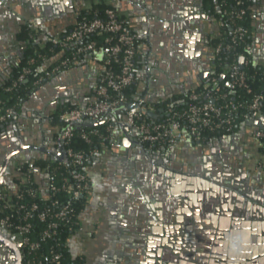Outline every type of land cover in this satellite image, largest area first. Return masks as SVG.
<instances>
[{
    "label": "crops",
    "instance_id": "crops-1",
    "mask_svg": "<svg viewBox=\"0 0 264 264\" xmlns=\"http://www.w3.org/2000/svg\"><path fill=\"white\" fill-rule=\"evenodd\" d=\"M37 1L0 0V89L5 86L15 69L23 62L31 30L37 36V43L43 44L49 41L51 37L60 36L71 30L77 24L79 14L88 5H93L98 0H85L79 6V10L72 11L69 8L68 12L57 16L53 14L48 16V12L43 7H40L42 9L36 8L34 4ZM250 1L249 6L252 10L250 53L252 60L264 67V0ZM116 3L122 16L137 36L138 63L135 102L141 104L146 102L149 110L161 118L163 113L160 112V109H164V114H166L167 107H171L173 103L170 99L182 103L185 95L205 91L207 85L214 78H217L215 39L220 30L219 18L217 17L218 0H116ZM33 13L37 16H33ZM23 16H27L28 20H24ZM39 17L42 18L40 23L37 21ZM21 21H26V23L22 24ZM54 60H47L45 67H48ZM247 62L248 60L245 58L244 66ZM87 64L91 70L84 78H88L90 81L95 80L96 85L93 88L97 89L104 74V65L96 59H87ZM85 65V60H83L74 63L71 68L84 67ZM223 80L225 84L228 82V78L222 74L221 81ZM66 85L71 84L67 81ZM95 95L96 93L94 96L87 94L90 97L89 101L95 99ZM25 102L20 110L15 112L21 120L15 124L12 118L9 119L4 124L6 132L3 130L1 133L5 137H24L28 141L46 148L50 153L48 157L62 153L64 147L62 127L54 121V115L45 116L47 104L42 98L30 101L26 107ZM163 103H167V107L162 106ZM124 117V113H115L114 119L110 118L105 121L113 140L109 144H102L100 154L88 168L93 182V201L82 213L86 231L77 233L70 246L72 255L83 256L86 264H121L116 259L114 261L105 260L103 257L110 248V241L114 237L111 232L112 228L119 227L118 223L127 222L129 224L132 216L128 214V211L134 207H132L133 203L129 201L130 197L122 203L119 200L121 197H116L114 191L116 186L122 184V178L125 174L134 171V166L137 163H144L143 159L134 151V147L123 146L122 142L125 139L130 140L132 144L135 143V140L140 141L139 134L135 130H124ZM249 120L255 121L256 119L252 117ZM235 133L241 134L237 144L238 147L243 148L244 157H248L244 159L248 160L250 164H254L261 155L260 140L256 133L259 135L264 133V130L257 125L246 122V125L241 124ZM230 134L232 133L221 137ZM188 140L192 139L182 140L175 147L173 152L175 153V162L183 163L186 161L185 156L189 155L188 153L196 154L199 151L195 152L187 143ZM229 146L234 147L233 144H229ZM114 147L116 148L115 151ZM33 152L29 162L34 167L40 188L42 191H46L48 181L47 173L42 172L43 163L61 161L38 159L35 154L36 150ZM123 161L126 162V165L123 164ZM145 164H150V162ZM187 164L191 166L192 162H187ZM153 165L159 168L165 167L159 163ZM212 172L213 168L210 170V173ZM12 177L14 182L8 187L14 188L15 175ZM170 206L175 208L176 215L175 211L171 212L176 219L175 221L180 218H187L188 214L183 212L185 207L182 203L179 202L178 204L177 202L175 206L172 204ZM143 207V210L148 214L147 205L143 204ZM190 212L194 219L192 208H190ZM176 224L178 223L176 222ZM193 225H195V221H193ZM161 232L163 235L159 237L165 238L163 227H161ZM171 232L169 238L179 234ZM127 234L129 238L133 236L132 232H128V230ZM143 235L150 237L153 236V233H143ZM122 238L126 242L129 241L124 236ZM140 238L143 239L142 236ZM161 244L162 242L160 247L163 249L165 258L174 259V256L178 254L175 253L176 250L174 248H169V250L167 248L166 250ZM132 247L135 249L134 253L137 252L142 255L152 251L149 240H144L142 245H138V247L133 244ZM155 247L157 248L156 245ZM210 250L207 264H211L212 260L213 248ZM225 252L229 253L227 250ZM132 262L133 260L130 258L125 264ZM163 262L168 263V261Z\"/></svg>",
    "mask_w": 264,
    "mask_h": 264
},
{
    "label": "water",
    "instance_id": "water-1",
    "mask_svg": "<svg viewBox=\"0 0 264 264\" xmlns=\"http://www.w3.org/2000/svg\"><path fill=\"white\" fill-rule=\"evenodd\" d=\"M84 2L85 0H38L34 6L38 9L43 7L48 12V16L50 14L57 16L68 12L69 8L72 11L79 10V6ZM218 9L220 10V8ZM33 14V16H37V14ZM23 18L28 20L27 16H23ZM41 20V17L37 18L39 23ZM21 23L24 24L26 21H21ZM87 59H85L84 67L66 69L34 91L28 102H25V107L30 101L42 98L47 104L45 116L49 117L57 112L59 105H65V103L70 102L81 107L87 105L90 98L87 94L94 96L97 91L96 88H93L96 85L95 80L90 81V79L84 78L91 70ZM244 61L245 56L241 55L239 62L242 69ZM67 81L71 85H66ZM227 86L230 87V83ZM142 111L154 119L159 118L149 110L146 102L142 104ZM160 112L163 113L161 115L163 117L164 109H160ZM119 113H124V110L118 111L116 114ZM9 118H12L15 124L21 120L16 113ZM110 118L114 119L115 114L107 115L98 122L103 123ZM253 119L256 120H247L242 124L245 126L246 122H249L264 130V114L257 113ZM126 120L125 116L123 119L124 130H134L126 124ZM84 122L91 125L98 124L92 120ZM3 130L6 132L4 124L0 130V153H8V165L12 173L16 171L18 163H30L33 150H36L35 154L38 159L60 160L68 163L64 147H61L62 153L48 157L50 153L46 148L28 141L24 137H5L1 133ZM256 136L264 137V133L259 135L256 133ZM240 137V133H232L213 139L208 143L188 140L187 143L195 152L201 149L206 151L205 163H201L199 166L193 163L189 166L186 161L177 163L175 162V153L169 152L163 155L161 151L149 148L138 140H135L133 144L128 139L122 142L123 146L134 147V151L143 159L144 163L137 164L136 168L134 166V173L137 170L141 171V178L146 179L135 188L134 194L129 198L134 208L128 211V214L132 216L131 222L128 224V232L131 231L133 236L129 238L128 234L124 235V238L129 240L128 246H130L124 255L127 260L130 258L133 260L131 264H167L163 261H168V264H207L210 248H213L211 264H264V199L260 195L258 196V192L255 190L258 187H264V180H261V176L264 178V170H256L255 163L250 164L246 160L248 157H244L243 148L238 147L237 144ZM7 140L9 143L4 142ZM222 144L226 145L227 149L224 153L219 152ZM229 144H233L234 147H228ZM113 149L116 150L115 147ZM217 151L218 153H216ZM211 153L217 155L208 156ZM146 162H150L148 164L150 171H145ZM157 163L165 166L159 168L158 182L154 181L157 177L152 174V170L154 173L158 170L153 165ZM212 168L213 172L210 173ZM42 172L46 173V170L43 169ZM194 173L198 176H194ZM164 176L168 179L164 180ZM47 177H49L48 174ZM151 178L152 182L147 181ZM13 182V177L7 175L1 179L0 187L10 186ZM177 202L183 204L185 207L183 212L188 216L175 221L176 219L171 215L175 208L170 205L175 206ZM143 204L147 205L148 214L143 210ZM190 208L194 210V219L191 217ZM174 213L176 215V211ZM193 221H195V225H193ZM161 227L165 229V238H160L163 235ZM170 231L179 234L169 238ZM149 232L153 233V236L143 235V233ZM144 240H149L152 251L144 253V255L134 253L135 249L132 245L138 247ZM0 241L8 247L9 245L15 247L22 256V244L17 242L9 229L1 225ZM161 242L166 250L167 248L176 250L175 253L178 254L175 255L176 257L174 256V259L165 258L163 249L160 247ZM228 247H230V251L227 254L225 250ZM21 259L19 264H23V256ZM121 264H125V262Z\"/></svg>",
    "mask_w": 264,
    "mask_h": 264
},
{
    "label": "built area",
    "instance_id": "built-area-1",
    "mask_svg": "<svg viewBox=\"0 0 264 264\" xmlns=\"http://www.w3.org/2000/svg\"><path fill=\"white\" fill-rule=\"evenodd\" d=\"M102 1L106 5L102 14L95 10L94 18L78 21L64 38L56 36L49 39L52 43L63 48L69 49L73 45L75 50L71 57L59 61L52 70H46L45 75L41 77L42 80L47 81L48 78H54V74L57 73L58 75L66 70L65 68L71 64L85 60L97 45V41H86V39L102 33L107 34L103 42L107 45L104 52L110 58L103 63L104 74L96 91L99 100L89 101L83 107L69 109L60 116L64 148L68 158L67 164L73 167L70 176L63 178L64 185L61 187L55 185L50 180L51 165H44V169L49 175L46 191H42L37 178H34V183L38 185L44 198H48L54 192L64 190L68 194L69 200L63 203L55 199L49 207L43 209L36 202L31 204L22 202L25 197L22 189H27L28 195L33 198L38 193L29 189L33 180L34 167L30 165L31 168L24 170L21 163H18L16 167L14 188L8 186L0 188V215L4 214V216H0V225L9 229L17 242L22 244L23 264H65L62 253L57 250L55 245L41 251L40 256H36L37 251L42 249L40 240L59 239L62 236L65 238V245L71 252L70 246L73 237L77 233L86 231L82 213L93 201V182L88 171L89 167H86L84 171L76 170L74 167L89 161L90 157L95 160L101 150L92 151L88 155L71 145L78 123L85 120L98 121L107 115L124 110L127 118L126 124L139 134L142 143L150 148L157 147V144H166L170 149H173L185 139L204 142L206 131L226 130L230 132L238 118L247 121L257 113L264 114L263 94H255L246 105L237 103L234 100H228L226 94L218 95L222 86L218 84L217 78H214L207 85L205 91H202L206 94L205 100L200 101L199 93H192L189 95L190 105L183 113L175 112L172 114L168 110L164 120H154L153 122L144 120L142 118V104L130 101L125 92V89L136 81L137 36L126 20L121 17L122 14L116 1L98 0L96 3ZM237 4L240 8L231 13L232 23L235 24L231 44L224 48L228 52L234 51V60L231 64L228 82L225 84L227 86L230 83V87H227L232 90L233 94L236 88H245L248 92L252 91L246 83V74L240 67L239 57L241 55L235 51L249 33L247 27L237 23L238 20L244 19L248 6H245L244 0H237ZM92 6L88 5L84 10H89ZM219 24L221 28L224 22L219 19ZM222 50V44H216V58ZM113 63L114 65L118 64L119 67L116 68ZM30 72L29 69L25 70L23 74L18 76L13 86L23 82ZM1 103L0 100V105ZM14 113L13 107H7L4 113L0 114V129L2 123ZM94 132L84 131L82 138L91 142L89 136ZM255 168L264 170V152H261V155L256 159ZM81 200L83 201L81 202ZM79 204H83L81 210L78 208ZM52 206H56V208L53 209ZM35 220H40L45 224L44 228L37 232L38 234L33 229V221ZM56 244L58 246L59 242Z\"/></svg>",
    "mask_w": 264,
    "mask_h": 264
},
{
    "label": "trees",
    "instance_id": "trees-1",
    "mask_svg": "<svg viewBox=\"0 0 264 264\" xmlns=\"http://www.w3.org/2000/svg\"><path fill=\"white\" fill-rule=\"evenodd\" d=\"M245 6L247 8V14L245 15L244 19L238 20L237 23L244 25L248 28L249 33L245 37V39L241 42L240 46L237 47L235 51L240 53V55L245 56V58L248 60L246 65L243 69H241L246 74V83L251 87V92H248L245 90V88H236L235 93L233 94L231 89L225 85V81H221V75L223 74L225 78H229L230 70H231V64L234 60V51L228 52L224 48L231 44V39L233 37L234 27L235 24L232 23V17L231 13L235 11V9H239L240 6L237 4V0H218V5L220 10L217 12V17L224 22V25L220 28L218 36L215 39V45L220 43L223 46V50L218 54L216 58V77L217 81H219V84L222 86L221 92H219L218 95L226 94L228 100H234L237 103H243L246 105L248 102H250L255 94H263L264 95V67L260 64L255 63L252 60V56L250 53V43H251V14L252 10L250 9V0H244ZM106 5L104 2H99L96 4H93L92 8L89 10H83L79 16L78 21L83 20H89L94 18L95 14L94 11L96 10L100 14L104 12ZM123 19H125L123 16H121ZM126 20V19H125ZM127 22V20H126ZM128 23V22H127ZM31 36H29V42L26 46V52L25 57L23 59V62L15 69L13 75L9 78L8 82L5 84L4 87L0 89V100L2 101L0 105V114L4 113L5 109L7 107H13L15 112H18L23 105V103L28 100L30 95L42 87L47 81L51 80L52 78H48L47 81H44L41 79L46 73V70H52L53 67H55L59 61L66 57H71L73 55V52L75 50V47L72 45L69 49L63 48L60 45L54 44L51 41H46L43 44L37 43V36L34 35V31H30ZM70 30L66 31L65 33L61 34L60 37L64 38L67 34H69ZM107 36L106 33H102L100 35L91 36L86 41H97V45L94 51H92L88 57V59H96L104 63L107 59L110 58V56L104 52L107 45L104 42V38ZM137 38H136V47H137V58H138V46H137ZM55 59L53 63L48 65V67H45L46 61ZM138 63V60H137ZM136 63V68H137ZM114 65V63H113ZM73 64H71L69 67H64L65 69H68L72 67ZM116 68L119 67L118 64L114 65ZM63 68V69H64ZM29 69L31 72L26 75V78L23 82L17 84L16 86H13V83L16 81L19 75L23 74L25 70ZM136 74V70H135ZM53 76H57V73ZM221 81V82H220ZM126 95L129 98L130 101H134V94H135V83L131 84L125 89ZM200 94V101H203L206 99V94L202 92H197ZM190 95V94H189ZM189 95H185L183 98L184 101L182 103L177 102L176 100L173 101L171 107H167V103H163L162 106H166L168 108V112L173 113H183L190 105L189 101ZM99 100L97 94L95 95V99L91 101H97ZM169 100V101H170ZM80 107V105H75L72 103H65V105H59L57 112L54 114L53 119L55 122L59 123L61 125L60 116L65 111ZM167 116H163L158 119H154L150 117L146 113H142V118L146 121L153 122L155 121H161L164 120ZM9 117L4 121L2 124H6L9 121ZM99 121V120H98ZM96 121V122H98ZM245 120L243 118H238L235 122L232 130L226 131V130H218V131H206L205 132V139L203 140L204 143H208L209 141L221 138V136L227 134V133H235L238 131L239 127ZM107 123H100L91 125L86 122H80L77 124V128L74 131V138L72 139V146H75L78 150H81L85 152L86 154H90V152L100 149L102 144H109L112 142L113 137L111 136V131L107 129ZM1 130V129H0ZM90 132L95 131L94 133L90 134L91 142H87L85 139L82 138L83 132ZM260 140V147L259 149L261 152H264V137H258ZM161 146H163L161 148ZM176 147V146H175ZM154 150H159L163 155H166L169 152H174L175 148L170 149L168 145L166 144H157V147H152ZM94 158L90 157L89 161H86L82 165H79L77 167H74V169L79 171L86 170V167H89L93 163ZM22 168L26 170L27 168H31L30 163H21ZM44 165H51V181L53 184L62 186L64 185L63 178L65 176H70L71 170L73 167L69 164H65L64 162L59 161H48L44 162ZM33 180L31 181V184L29 186V189H32L33 191L37 192V196L30 197L28 194L27 189H22V191L25 194L24 199L22 202H26L28 204L31 203H38L40 205V208L43 209L45 207H49L53 200L58 199L63 203H66L69 200V196L64 190L54 192L51 196H48V198H44L41 195V192L38 188V185L34 183V178L36 177L35 172L32 173ZM83 200H81L82 202ZM83 207V204H79L78 208L81 210ZM53 209L56 208V206H52ZM0 216H4V214H1ZM45 224L44 222H41L40 220L33 221V229L36 234L37 232L42 230L44 228ZM66 231V229H64ZM42 249H39L36 253V256H40L41 251H45L46 248H49L52 245H55L57 247V250L60 251L63 255V262L65 264H86V260L83 256H76L74 257L72 253L69 251L68 246L65 245V238L62 236L59 239H47V240H40ZM57 242H59L57 246Z\"/></svg>",
    "mask_w": 264,
    "mask_h": 264
},
{
    "label": "flooded vegetation",
    "instance_id": "flooded-vegetation-1",
    "mask_svg": "<svg viewBox=\"0 0 264 264\" xmlns=\"http://www.w3.org/2000/svg\"><path fill=\"white\" fill-rule=\"evenodd\" d=\"M225 150H227L226 145L224 146V144H222V148L220 149L219 152L224 153V152H226ZM216 153H218V151ZM216 153H211L210 155L208 154V156L213 157L214 155H217ZM3 154L0 153V181H1V179H3L7 175H9V177H12L15 175V172L12 173L11 168L8 165V162H9L8 153H3ZM188 154L189 155L185 156V158H186L185 160L187 162H190V163L192 162L194 165H197V166H199L201 163L204 164L205 159L207 158L206 151L203 149L198 151L196 154L195 153H193V154L188 153ZM123 164L126 165V162L123 161ZM137 164H139V163H137ZM144 166L146 167L145 171H147V170L150 171L148 169V167H149L148 164L147 165L145 164ZM135 168H136V165H135ZM157 169L158 170L156 173H154V170H152V172H153L152 174L156 175L157 178H155L154 181L158 182L159 176H160V170H159V167H157ZM132 173H133V175H132ZM204 173H206L205 170H204ZM141 175H142L141 171L137 170L134 173V171L132 170L131 173H127L124 175V177L122 178V184L119 186H116V190L114 191L115 196L118 198L121 197V198H119V200H121L122 203L125 200H127L130 197V195L134 194L135 188H137V186H139V184L141 182L146 180L145 178L144 179L141 178ZM193 175L198 176V174H196V173H194ZM161 176H163V175H161ZM164 178H165L164 180L168 179L165 176H164ZM152 180L153 179L151 178V179H148L147 181L152 182ZM261 180H264L263 176H261ZM255 190L258 192V196L260 195L264 199V187H261V188L258 187ZM118 224H119V227H117L116 229H114V227L112 228L111 232H112L114 237L111 239L110 248L105 253V256L103 258L105 260L111 259L112 261H114V259H116L117 261H121L120 263H123V262L127 263L128 260L126 259L124 254L127 251V249L129 248V246H128L129 241L126 242V240L123 239L122 237L127 233V230L129 229V225L127 222L118 223ZM3 249H5V251H2ZM204 251H206L205 248H204ZM229 251H230V247L227 248V252H229ZM21 257L22 256L20 255V252L17 251V249L15 247H11L10 245L8 247L5 245L4 242L0 241V264L1 263L2 264H19L20 261H22Z\"/></svg>",
    "mask_w": 264,
    "mask_h": 264
},
{
    "label": "rangeland",
    "instance_id": "rangeland-1",
    "mask_svg": "<svg viewBox=\"0 0 264 264\" xmlns=\"http://www.w3.org/2000/svg\"><path fill=\"white\" fill-rule=\"evenodd\" d=\"M5 143H9V141L7 140V141H4Z\"/></svg>",
    "mask_w": 264,
    "mask_h": 264
}]
</instances>
